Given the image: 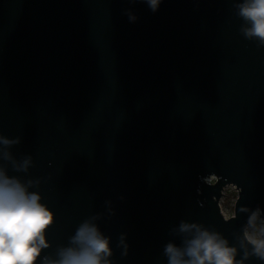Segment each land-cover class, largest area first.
Instances as JSON below:
<instances>
[{
  "label": "water",
  "instance_id": "95a60500",
  "mask_svg": "<svg viewBox=\"0 0 264 264\" xmlns=\"http://www.w3.org/2000/svg\"><path fill=\"white\" fill-rule=\"evenodd\" d=\"M241 2L0 0V136L19 141L0 167L53 213L35 264L85 221L110 264H168L165 245L193 236L181 223L243 258L249 215L264 219V46L242 34Z\"/></svg>",
  "mask_w": 264,
  "mask_h": 264
},
{
  "label": "clouds",
  "instance_id": "9594fccd",
  "mask_svg": "<svg viewBox=\"0 0 264 264\" xmlns=\"http://www.w3.org/2000/svg\"><path fill=\"white\" fill-rule=\"evenodd\" d=\"M143 2L155 13L163 0ZM236 9L237 16L244 22L241 28L244 37L264 46V0H242ZM128 18L130 22L136 20L131 13ZM18 142L0 136V145L5 148ZM4 158L11 159L7 151ZM29 164L30 159H27L14 167L26 171ZM31 184V181L25 184L7 175L0 167V264H35L42 250L49 247L45 231L53 223V213L41 203L39 192L29 191ZM225 217L231 218L230 215ZM179 231L193 233V236L183 247L173 243L165 245L168 264H243L249 256L264 261V219L259 208L251 212L243 230L241 260L236 259L237 248L229 246L219 233L187 223H181ZM111 254L109 238L95 224L85 221L70 238V246L58 251V259L44 258L41 264H110Z\"/></svg>",
  "mask_w": 264,
  "mask_h": 264
},
{
  "label": "rangeland",
  "instance_id": "374dc122",
  "mask_svg": "<svg viewBox=\"0 0 264 264\" xmlns=\"http://www.w3.org/2000/svg\"><path fill=\"white\" fill-rule=\"evenodd\" d=\"M235 196H237V191L233 186H227L219 200L220 210L222 214L232 215L233 214V205Z\"/></svg>",
  "mask_w": 264,
  "mask_h": 264
},
{
  "label": "built area",
  "instance_id": "2783aa9c",
  "mask_svg": "<svg viewBox=\"0 0 264 264\" xmlns=\"http://www.w3.org/2000/svg\"><path fill=\"white\" fill-rule=\"evenodd\" d=\"M208 182H213L214 179L213 178H210L209 180H207Z\"/></svg>",
  "mask_w": 264,
  "mask_h": 264
},
{
  "label": "trees",
  "instance_id": "16d2710c",
  "mask_svg": "<svg viewBox=\"0 0 264 264\" xmlns=\"http://www.w3.org/2000/svg\"><path fill=\"white\" fill-rule=\"evenodd\" d=\"M235 198H236V196H235Z\"/></svg>",
  "mask_w": 264,
  "mask_h": 264
}]
</instances>
